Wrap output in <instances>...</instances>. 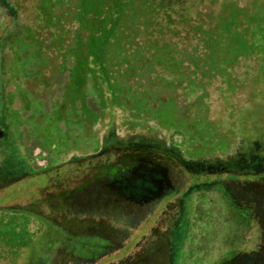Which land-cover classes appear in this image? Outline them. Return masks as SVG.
<instances>
[{
  "label": "rangeland",
  "instance_id": "obj_1",
  "mask_svg": "<svg viewBox=\"0 0 264 264\" xmlns=\"http://www.w3.org/2000/svg\"><path fill=\"white\" fill-rule=\"evenodd\" d=\"M183 1L168 2L167 11L202 17L205 28H194L193 38L182 27L156 36L147 0H127L108 40L94 53L89 44L86 54L78 33L86 18L78 15H97L92 0H0V136L17 140L34 171L0 178V264L264 260V252L248 253L264 250L256 176L264 165V0ZM38 8L47 21L36 23ZM23 24L35 30L8 41ZM105 136H140L136 144L172 158L141 153L135 167L120 150L100 147ZM173 146L206 171L179 166ZM92 162L112 166L114 179L98 177L101 184L72 193L92 178ZM101 203L147 214L60 220L64 208L78 213ZM11 208L41 215L64 236Z\"/></svg>",
  "mask_w": 264,
  "mask_h": 264
},
{
  "label": "trees",
  "instance_id": "obj_2",
  "mask_svg": "<svg viewBox=\"0 0 264 264\" xmlns=\"http://www.w3.org/2000/svg\"><path fill=\"white\" fill-rule=\"evenodd\" d=\"M92 1L94 4V8L92 7L93 11L94 10L99 11V12H97V15H96V13H94L95 15L90 14L89 16L86 15V17H85L84 13L81 15V13L78 12L79 13L78 16H80V18H81V16H82V19L86 18V22L89 21L88 23H90L91 22L90 20H92L94 22V23L87 24L83 20L84 22L82 21L81 25H80L82 27H79V30H78V33L79 32H83V34L85 33L84 37H83V35H81L82 37L81 36L80 37H81V42H83L85 45L84 47L86 48V46H87L86 54H87V52L90 53V51H88L89 50V44L94 45V51H93V53H94L95 47L98 44H103L104 41L108 40V34H109L108 33L109 32L108 27L110 25V21H112V19L117 15L116 14L117 11L121 10L122 5L128 3L127 0H92ZM173 1L178 2V4L181 3V5H182V2H184L183 0H178V1L177 0H147V8H146L147 19L150 20L149 22H150L151 31L156 36L159 33H165L167 35L169 34V36H170V35H174L177 32V30L182 27L185 29V32H187V34H189V35H192V38H193V35L195 34V32L193 31L194 28H197V29L199 27L201 29L205 28V24H203L202 17H196V19L195 18L192 19L186 15V12L184 14L181 11L173 13L172 11H174V10H172L171 8L169 11H167L168 2H173ZM162 2H163V5H162ZM107 3L110 5V8L105 7V9L103 10L104 5H107ZM99 5H100L99 9H97L96 6H99ZM180 8H181V6H180ZM184 8H186L188 10L190 7L187 5ZM16 10H18V9L16 8ZM38 10H39V14L41 17L39 15H36V17H35L36 23H37V20H42V19H45L47 21L48 19H47V16L45 15L47 13V11L43 10V9L41 10L40 8H38ZM171 12L173 13L174 16L172 15ZM88 17H89V20L87 21ZM29 25L23 24V26H21V30H23V31L19 30L15 33H10L9 36L12 38L8 39V41L15 39L20 34H26L27 33L26 31H29L28 33H30L33 30H35L34 24H32L31 26H29ZM82 28L86 32L81 31ZM205 30L201 32L203 35L206 32ZM101 37H103V38L101 40H99ZM203 40L204 39L200 40L201 44H202ZM86 54L84 53V56ZM157 57L158 56L156 54L150 55V58H152L153 60H156V61L158 59ZM163 63H165V61H163ZM163 63H160V65ZM166 65L168 67L171 66L170 62H168ZM168 73H170V72H168ZM104 138H103L104 140H102V138L100 139V140H102L101 145H100L101 148L102 147H106V148L114 147V148L120 150L124 155L132 157L133 160L131 159L130 163H132L131 164L132 166L136 165L135 167H138L139 162H140V160H138L139 158H137V156H135V155L141 154V153H149L155 159H157L158 157H161V158L164 157L166 159L172 158L170 156V155H172V153L168 152L166 149L158 150V152L155 153L154 150L150 149V146H148V145L146 146V145L136 144L135 141H133V139L134 138H141L140 136H138V137L131 136L129 138L121 139V140L117 139L118 141H115V138H116L115 136L114 137H112V136L106 137L105 136ZM143 139H149V138H143ZM156 140H158V139H156ZM166 140H168L170 142L169 139H166ZM175 150L177 151L180 159H182L183 161L179 162V163L176 160H171V161L178 163L179 166L185 168L186 170H189L192 174H194V173L195 174H201V173L206 171V170L200 169L201 167L199 168L197 163H195L194 161L185 159L184 156L181 155V152L178 148L174 147V151ZM98 154H99V152H98ZM98 154H95V155H98ZM95 155L91 158H88L91 160H87L85 162L87 163L88 161L90 162L92 160H95ZM153 158H151V159H153ZM71 160H73V161H70V162H73L74 165L78 163V161H77L78 158H76V157H72ZM128 161L129 160H127V162ZM92 163H94V164L91 167L95 168V172H94L92 178H90V179L87 178L85 180V182H83V183L79 184L77 187H75V190L72 193L75 192V194H78V193L80 194L82 191L81 189L83 187L87 188V186H91L93 184H101L98 177H100V178L103 177V180H106V179H112L113 180L114 179L115 173L113 172L112 166H110V165L100 166L96 162H92ZM127 168H129V167H127ZM5 173L8 174V176H10V175L11 176L12 175H21L23 173H29V174L34 173V171L28 166V163L26 162L25 158L23 157L21 149H20V145L18 144L17 140L12 135H10V133H8V132L4 133V135L0 136V178L2 176H4L3 174H5ZM119 173H122V172H119ZM202 186H205V185H202ZM195 188L196 187L190 188L189 191L187 192V194L189 192H192V191L195 192L196 191ZM86 195L91 197V195H93V194L90 191H87L85 196ZM59 196H61L62 198L64 197V195H61V194ZM64 204H65L64 201L60 202V200H59V202H58L59 206L64 205ZM51 206L53 207V205H51ZM64 207H65V205H64ZM4 210H6V209H4ZM64 210H65V217H61V219H60L61 222H64V223H66L67 221L68 222L69 221L81 222L85 218H89L90 220L94 221V220L100 219L102 217H112V218H116V219H125L128 217H131L133 219L134 218L139 219L140 216L147 214V211L143 212V213H139L138 211L137 212L136 211H129V210H127V208L120 207V206H117L116 204H111V203H101V205L99 207H96L93 209H88V210L81 209L80 212H78V213L73 208H72V210L74 213H70L72 210L69 212V209L67 210V208L66 209L64 208ZM1 211H3V210H1ZM9 212L15 213L16 215L17 214H25L28 217H31L33 219L36 218L39 221L42 230L45 227L53 226V227H56L60 231L59 226L54 225L53 223H49L48 221H44L45 219L40 217L41 215H39V214L30 213V212L23 210V209L16 210V209H12V208H11V210L9 209ZM126 226H128V225H126ZM125 230H127V227H125ZM60 234L62 236H64L62 231H60ZM98 237L101 238V236H98Z\"/></svg>",
  "mask_w": 264,
  "mask_h": 264
},
{
  "label": "flooded vegetation",
  "instance_id": "obj_3",
  "mask_svg": "<svg viewBox=\"0 0 264 264\" xmlns=\"http://www.w3.org/2000/svg\"><path fill=\"white\" fill-rule=\"evenodd\" d=\"M258 170H260V173L259 172H257L258 174H256V176H259V178H263V180H262V184H263V186H262V188H261V191H264V165H263V167L262 168H259ZM260 174V175H259ZM260 191V192H261ZM257 193V195L259 194V192L257 191L256 192ZM261 195V194H260ZM264 252V250L263 251H261V250H257V251H249L248 253H251V254H253L254 256H257V257H259L258 255L260 254V253H263ZM261 259H257V263L256 264H259L260 262L262 263V264H264V260H262V261H260ZM246 264V263H245ZM248 264H254L252 261H248Z\"/></svg>",
  "mask_w": 264,
  "mask_h": 264
}]
</instances>
